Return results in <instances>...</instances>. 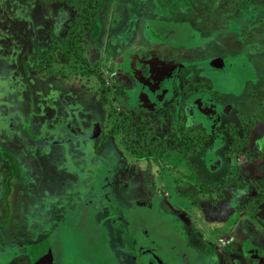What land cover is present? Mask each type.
<instances>
[{"label": "rangeland", "instance_id": "obj_1", "mask_svg": "<svg viewBox=\"0 0 264 264\" xmlns=\"http://www.w3.org/2000/svg\"><path fill=\"white\" fill-rule=\"evenodd\" d=\"M89 1L0 0V150L9 154L15 168L7 183L11 172L0 156V264H31L26 248L51 233L59 235L56 264H115V233L118 245L136 240L148 247L150 237H141V223L147 217L135 210V203L154 202L157 216L164 217L148 228L149 233L165 232L166 240L157 238L156 244L162 254H178L175 264L184 245L171 240L172 228L183 234L199 261L233 264L238 258L242 264L243 258L237 256L240 228L247 226L260 238L264 228L248 212L239 219L242 185L225 188L223 199L221 187H213L221 178L234 176L264 184V116L252 122L250 132L244 127V156L222 132L227 119L241 132V120L260 109L256 99L264 101V10L259 8L256 20L246 23L249 26L245 24L241 33L213 36L227 29V22L234 27L228 7L217 1L213 9L205 10L208 20L216 16L215 20L197 21L192 29L173 19L165 0H99L87 22ZM203 29L208 49H217L220 56L251 50L247 51L251 68L245 72L238 64L241 57H230L232 65L220 69L206 61L201 65L205 96L228 103L233 107L229 116L234 115L223 116L224 123L214 128L215 121L208 123L191 108L186 122L173 121V127L181 124L182 134L199 128L207 135L188 156L169 142L171 127L155 115L149 124L150 140L165 143L166 148L159 152L154 148L151 158L141 159L148 145L137 143L132 121L136 112L138 122L147 123L148 108L137 98L143 109L134 111L129 105L138 93L132 72L117 73L119 66L132 65L141 53L148 56V34L192 45L203 41L198 34ZM196 47L199 44L186 49ZM168 49L163 46V54ZM164 58L177 65L183 60ZM247 78L256 81L252 84ZM101 129L107 132L105 137H97ZM209 130L218 136L212 137ZM235 164L239 167L233 169ZM117 171L115 183L100 185L110 182L107 175ZM110 190L108 200L104 193ZM142 257L145 262L146 255Z\"/></svg>", "mask_w": 264, "mask_h": 264}, {"label": "flooded vegetation", "instance_id": "obj_2", "mask_svg": "<svg viewBox=\"0 0 264 264\" xmlns=\"http://www.w3.org/2000/svg\"><path fill=\"white\" fill-rule=\"evenodd\" d=\"M216 1L221 4L226 5L225 7H228L229 9V11L227 10L228 17L233 22L234 27H232L227 22L228 30L222 29V31H215L213 36H216V35L222 36L227 31L233 32L236 35L237 33H241L246 23L250 22L252 18L256 20V18L260 14L259 8H262L264 10V0H165L164 6L166 7L167 10H169L168 12L170 14L173 13V19L175 18V20L177 19L179 22L186 23L188 28L192 29L193 24H196L197 21L200 22V21L205 20V23H207V22H211L215 20L216 16H212V18L208 20V17L205 15V10L213 9V7L216 5ZM257 9H259L258 12H256ZM169 21L174 22V20H169ZM246 25L249 26V24H246ZM200 33L203 35L202 37L204 38L203 41L202 39L199 42L192 41V45L181 44V43L179 44L171 43L170 40L169 41L166 40L165 37H159L154 32H153L154 36H152L153 34L152 35L148 34V37H145L146 38L145 41L149 47L148 49L149 54H147L148 56H146L143 53H141L137 56V59L143 60L142 57L145 56L147 57L145 60H152L157 63H164V64L165 63L170 64L167 62H163V60L165 59L164 57L166 55L172 56L174 59L178 57L183 59L182 62L178 64L180 68L178 72L176 73L175 77L172 79L171 86L169 87L167 92L163 95V98L158 102L157 105L155 106L154 105L151 106L150 104L147 105L143 101V99L138 98L136 96L132 99V102H129V105L132 106L134 111H137V109L139 108L143 109L136 102L137 99H140L143 105L148 108L147 109L148 121L147 123L143 122V125H146L147 130L145 131L141 140L139 139L138 134L136 136L138 137L137 143L139 144V140H140V143H143V146L141 147L145 148L147 147L146 145H148L146 152L148 150L151 151L154 148H156V151L159 152V151L165 150L166 148L165 143L158 142L157 144H154V140L153 141L150 140L152 129L149 124L153 122V118L155 115H158L159 120L167 121V124L172 126L173 121L186 122L188 119L189 112H190L187 110L192 108L194 111L197 108V111L199 112L198 114L200 116H203L206 119V121H208V123H213V121H215V125H214V128H215L224 123L223 116L225 117L228 116V118H230L233 114L232 113L233 107L227 106L228 103H224V102L219 103L218 101L215 100L214 97L205 96L203 90L206 87H205V84L202 82L203 73H201V65H203L206 61L208 63L210 62V65L213 68L220 69V68L225 67L226 65L231 66L232 65L231 58L234 59L235 57H241L242 59L238 60V64L240 67L243 68L245 72L249 70V68H251L250 58H249V53L251 50H247L249 53L247 51H244V52L238 51L237 53L233 52L231 55L222 54L220 56L215 53V51H218L217 49H208L210 45H206L208 37L205 36L206 34L205 30L204 29L200 30L198 34ZM143 37H144V34H143ZM193 39H194V36H193ZM221 42L222 44L225 43V41H222V40ZM197 44H199V48L196 47V48H189V50L186 49L188 48V46L193 47ZM163 46L169 47L168 53L163 54ZM158 49H159V52H156ZM174 50H178V51L173 52ZM200 50H203L202 55H198ZM190 57H196L197 59L190 61L188 60V58ZM166 61H169V60L167 59ZM174 65H177V64H174ZM119 70L120 71H117V73L118 72L121 73L122 71L132 72L133 83L136 86V89L134 92L138 91L139 82H138L136 73L134 69L132 68V65L131 64L129 66L124 65L123 68L119 66ZM247 80H250L251 83L254 84L256 81V78H253V79L247 78ZM153 85H154V90L152 93L156 94L159 90V86L156 89L155 87L157 85V82L155 81L153 83L151 82V90L153 89L152 88ZM170 92L172 95L169 97ZM177 93H179V96L176 95ZM200 98L209 101V103L213 106L212 108V110L214 109L212 111L213 116H210L209 114L204 113V110L206 109L203 110V108L200 107V104L198 102ZM189 103L191 104L192 107L191 106L188 107ZM256 103L259 105V108H260L259 111L256 114H253V117L251 118L246 117L245 120L244 119L241 120L243 122L239 124V126H242L240 128L242 129L241 132H238L237 129H235L236 123H232L230 119H227L226 121L227 124H231L230 130L222 131L223 135L227 134L229 137L232 138L233 142L235 143L234 151L242 152L243 156L245 154L244 151L247 149V144H246V138H247L246 133L247 132L245 131L244 127H248L249 132H250L252 130L250 127L252 122L264 116V110H262L264 108V101L261 99L259 100L256 99ZM229 110H232L231 112L232 114L230 116H229ZM170 111H172V114ZM135 114H136L134 115L135 119L132 121V123L135 125L133 127L134 130L137 131L136 129H137L139 122H138L137 113L135 112ZM246 119L248 120L246 121ZM244 122H246L247 124H244ZM177 125L180 126L181 124H177ZM208 132H209V135L211 134L212 137L216 138L218 136L217 135L218 132L216 130H213V131L209 130ZM106 133L107 132H103L101 129V132L97 134V137L98 136L102 137V135L105 137ZM185 134L186 132L183 135ZM247 136L249 137V135ZM255 146L256 148H258L259 151L262 152L261 147H259L258 145H255ZM129 150L130 152H133L135 148L131 147ZM0 152H1L0 154H2L0 156H3L4 153H6L9 156L7 152H3L1 150ZM151 157L152 155L148 157L146 156L142 157L141 159H144V158L149 159ZM208 162L210 163V160H208ZM226 165L228 167L231 166L230 164H226ZM232 167L233 169H235V168H238L239 166L236 165ZM117 174H118V171L116 172L115 176L111 174L107 175L108 177L110 176L111 181L106 183L103 180V182L100 185H103L104 187H106V185L115 183L116 181L114 179L117 176ZM237 177L238 176L229 177V178H221L220 182H218L215 185L216 188L213 190H218L221 187L222 192H220L219 195L222 196L221 199H223V195L225 194V190H224L225 188L229 187L231 184L242 185V187L244 188V193L241 195L242 203L240 204L238 208L239 219L240 220L242 219L241 217H242L243 212H248L249 214H253L254 223L258 224L261 228H264V188L262 187L264 184L262 186H258L259 184H257V182H255L253 179H250L244 176L240 180H237ZM260 177L262 176L260 175ZM100 188L102 187L100 186ZM110 194H113L111 190L108 194L105 192L104 197L109 200L108 196H110ZM257 199H259V201ZM135 204L138 206L141 205L138 203H135ZM141 206H144L149 209L152 208V204L151 206H146L144 204ZM114 207H116V205ZM157 207H158V202H156L155 208L150 213V220L152 222H156L160 217H164L162 215L157 216L158 215ZM167 217H170V216H167ZM116 220H118V218H116ZM123 220L124 221L127 220V217H125V219L123 217ZM169 223H172L171 219L169 220ZM246 228L247 226L240 228L241 230H243V232L242 231L240 232L241 236L238 241L239 248L237 249V256L240 259L243 258L242 264H264V235H263V238H260L259 236H256L253 233H250L249 227L247 229ZM161 232L163 233L164 231H161ZM170 233L178 236L182 240V244L184 245V248L188 254V258H187L188 260H186V264H209L208 262H206L207 260H202V262L199 261V254L189 247L188 243L185 241V238L183 237V234H179V232L175 231L173 228L170 230ZM117 234L118 232L115 233L114 235V237L116 236L115 243H117V245L112 247V251H114L118 257V258L114 257L115 259L114 263L115 264H140L137 258V253H135V250H137L138 252V245H139L137 244L136 240H131L128 243H120V245H118L119 242H118ZM257 244L261 245V247H259ZM129 249H132V252H130ZM26 252H27V248H26ZM154 254L155 253L147 255L148 264H171L169 261L168 262L167 261L160 262L158 260L156 261V256ZM182 255L183 257H185V253H182ZM30 260L32 264V259L30 258ZM233 264H241V263L239 259L236 258L235 263Z\"/></svg>", "mask_w": 264, "mask_h": 264}, {"label": "water", "instance_id": "obj_3", "mask_svg": "<svg viewBox=\"0 0 264 264\" xmlns=\"http://www.w3.org/2000/svg\"><path fill=\"white\" fill-rule=\"evenodd\" d=\"M167 31V30H166ZM132 68L134 69L136 76L138 78L139 82V88H138V98H139V92L141 94V97L143 101L148 105L155 106L158 104V102L163 98V95L167 92L169 87L171 86V81L175 77L176 73L178 72L180 66L174 65V64H164V63H157L152 60H142L138 59L132 64ZM157 82L156 89L159 86V90L156 93V96L152 95L154 90V85L152 92L151 89V82ZM159 82V83H158ZM200 106L206 110H204V113L209 114L210 116H213V106L209 103V101L204 100L200 98L198 100ZM209 108V109H208ZM151 221V220H150ZM142 226V238H149L148 241V247L143 248V244L138 245V256H139V262L140 264H148V257L147 255L155 253L156 261L160 262H174V259L178 256V254L173 256L171 253L168 255L162 254L159 252V247L156 244L157 238H160L162 240H166L165 232L161 231H155L152 233H149V229L146 228L143 225V222L141 223ZM152 230V229H150ZM171 240L173 242L182 243V240L174 235H169ZM151 245V247L149 246ZM59 250V235L58 233H51L49 234L45 239L38 243L31 244L27 247V252L30 258L32 259V264H56L55 257L58 254ZM182 253H185V257H183ZM179 258L177 259L179 261V264H186V260H188V254L187 251L184 250L179 253ZM142 255H146V260L144 262ZM142 258V260H141ZM175 264V262L173 263Z\"/></svg>", "mask_w": 264, "mask_h": 264}, {"label": "trees", "instance_id": "obj_4", "mask_svg": "<svg viewBox=\"0 0 264 264\" xmlns=\"http://www.w3.org/2000/svg\"><path fill=\"white\" fill-rule=\"evenodd\" d=\"M44 1L47 3H50L54 0H44ZM68 1H71V0H68ZM98 1L99 0H90L89 1L88 10L86 11V14H85L87 16V22H90V20L93 18L94 14L96 13V9L98 7L97 6ZM86 23H85V26L87 25ZM167 126L171 127L170 128L171 131L168 134L169 142L172 145L177 146L178 150L180 152H182L184 156H188L187 152H189V150L195 148L196 146L199 145L200 142L202 143L203 141H205L207 139V136L205 134H203L201 131H199V128H198V130L195 129L196 132L187 130L186 134L183 135L181 133V128L179 127V125H175L173 127V126H170L167 124ZM235 126H237V125H235ZM230 128H231V124L224 123L222 126V129L225 131L230 130ZM136 130H137V134L139 136V139L141 140L142 136L144 135L145 131L147 130L145 128V125L139 123ZM140 140H139V142H140ZM151 152H153V150H151V151L148 150L145 155H139V158L140 157L142 158L143 156L148 157V156L152 155ZM0 155H2V154H0ZM2 157L5 158L7 167L9 168V170L11 172L10 176L6 177V182L9 183V181L14 176L13 174L15 173L14 164H13L11 158L6 153H4ZM215 187L216 186L214 185L213 189H215ZM257 200L259 201V199H257Z\"/></svg>", "mask_w": 264, "mask_h": 264}, {"label": "bare ground", "instance_id": "obj_5", "mask_svg": "<svg viewBox=\"0 0 264 264\" xmlns=\"http://www.w3.org/2000/svg\"><path fill=\"white\" fill-rule=\"evenodd\" d=\"M176 35H174V37H175ZM150 91L152 92V90L150 89ZM152 95H154V96H156V94L155 93H153ZM141 96V94H140V92H139V98H141L142 99V97H140ZM155 206H156V203L154 202V203H152V208H146V207H144V206H138V205H136L135 206V210H142V213L143 214H145V216L147 217L146 219H144V220H142V222H143V225L146 227V228H154V222H152V221H150V213H151V211L155 208ZM135 210H133V211H135ZM149 224V225H148ZM158 231H162L161 229H157Z\"/></svg>", "mask_w": 264, "mask_h": 264}]
</instances>
